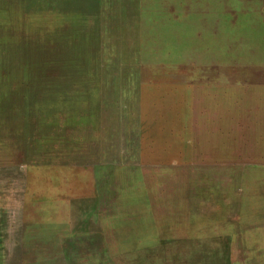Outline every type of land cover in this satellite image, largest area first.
<instances>
[{"label": "rangeland", "instance_id": "obj_1", "mask_svg": "<svg viewBox=\"0 0 264 264\" xmlns=\"http://www.w3.org/2000/svg\"><path fill=\"white\" fill-rule=\"evenodd\" d=\"M0 264H264V0H0Z\"/></svg>", "mask_w": 264, "mask_h": 264}]
</instances>
